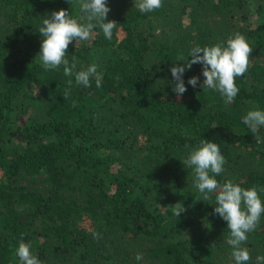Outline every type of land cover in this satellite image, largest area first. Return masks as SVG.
<instances>
[{
  "label": "trees",
  "instance_id": "1",
  "mask_svg": "<svg viewBox=\"0 0 264 264\" xmlns=\"http://www.w3.org/2000/svg\"><path fill=\"white\" fill-rule=\"evenodd\" d=\"M106 3V20L117 23L111 40L97 26L66 53L77 70L98 64L101 87L73 76L69 88L63 65L42 67L39 28L61 8L81 16L79 0H0V264H20L21 239L41 264H235L215 193L203 200L183 161L210 140L226 161L220 184L264 187V126L258 143L242 122L249 110L264 111V0H162L146 13L136 0ZM236 32L253 50L235 99L225 105L203 89L199 63L185 70L187 90L177 97V58L190 60L195 46H226ZM177 202L186 209L179 217ZM247 236L242 246L256 264L264 213Z\"/></svg>",
  "mask_w": 264,
  "mask_h": 264
},
{
  "label": "clouds",
  "instance_id": "2",
  "mask_svg": "<svg viewBox=\"0 0 264 264\" xmlns=\"http://www.w3.org/2000/svg\"><path fill=\"white\" fill-rule=\"evenodd\" d=\"M136 6L141 13H146L159 9L163 5L162 0H139ZM79 11L82 15L73 17L68 9L61 8L43 19L42 26L39 28L43 39L38 55L46 71L64 66V75L70 78L67 82L69 88H71L73 76H75L76 84L84 87H90L91 80L94 78L96 87L99 88L102 73L98 71V64L92 63L86 68L77 70L75 55L70 62L66 53L69 44L74 40L77 42L91 39L93 29L97 26L102 29L105 38L111 40L117 23L114 20H106L110 11L106 0H79ZM252 50L245 35L239 32L227 39L226 46L221 43L204 47L195 46L190 50V60L185 61L184 57H178L177 60L183 61V64L171 67L174 81L172 90L177 97L181 96L187 90L182 78L185 70L199 63L203 66L204 77L201 87L219 92L225 105H228L239 92L235 81L237 77H242L247 72ZM198 82L197 76H192L188 80V84L194 88ZM68 95L69 92L65 91L64 98ZM242 122L248 126L257 142H261L258 129L264 126V111L257 108L249 110ZM225 163L219 145L206 139L201 140L199 146L193 148L187 159L183 161V164L194 169L195 187L201 193L202 199L208 201L210 194L215 193L214 213L227 222V228L230 230L227 244L232 247L235 264H248L251 259L250 252L242 245L248 239L247 233L257 228L261 215L264 213V202L259 195L264 193V187L243 188L233 180L220 184L215 177L224 171ZM171 210L178 217L181 212L186 211L180 202L172 206ZM92 235L95 239L100 238L98 232H93ZM15 255L19 258L20 264H41L37 256L32 253L30 242L26 243L22 239L18 243ZM135 258L140 261L143 256L137 253ZM256 264H264V256H257Z\"/></svg>",
  "mask_w": 264,
  "mask_h": 264
},
{
  "label": "rangeland",
  "instance_id": "3",
  "mask_svg": "<svg viewBox=\"0 0 264 264\" xmlns=\"http://www.w3.org/2000/svg\"><path fill=\"white\" fill-rule=\"evenodd\" d=\"M139 3V0H136ZM248 22L252 25V26H256L258 24V18L256 15H253L252 17L249 18ZM163 26L162 24L159 22L157 24V30H162ZM118 36L120 39L124 38L125 36V32L122 29H119L118 31ZM3 172L0 170V177H2ZM81 225L87 229H91V221L88 218H84L81 221Z\"/></svg>",
  "mask_w": 264,
  "mask_h": 264
}]
</instances>
